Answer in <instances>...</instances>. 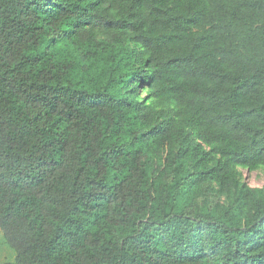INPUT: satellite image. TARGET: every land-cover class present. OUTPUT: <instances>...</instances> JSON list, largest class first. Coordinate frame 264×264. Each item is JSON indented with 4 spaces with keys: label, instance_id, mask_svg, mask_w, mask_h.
<instances>
[{
    "label": "trees",
    "instance_id": "trees-1",
    "mask_svg": "<svg viewBox=\"0 0 264 264\" xmlns=\"http://www.w3.org/2000/svg\"><path fill=\"white\" fill-rule=\"evenodd\" d=\"M264 0H0L2 264H264Z\"/></svg>",
    "mask_w": 264,
    "mask_h": 264
},
{
    "label": "rangeland",
    "instance_id": "rangeland-1",
    "mask_svg": "<svg viewBox=\"0 0 264 264\" xmlns=\"http://www.w3.org/2000/svg\"><path fill=\"white\" fill-rule=\"evenodd\" d=\"M243 180H245L250 186L260 187L264 185V168H260L254 171H248L245 168H241ZM15 259V252L6 243L2 231L0 230V264L12 263Z\"/></svg>",
    "mask_w": 264,
    "mask_h": 264
}]
</instances>
